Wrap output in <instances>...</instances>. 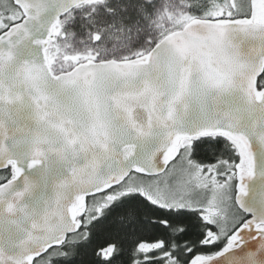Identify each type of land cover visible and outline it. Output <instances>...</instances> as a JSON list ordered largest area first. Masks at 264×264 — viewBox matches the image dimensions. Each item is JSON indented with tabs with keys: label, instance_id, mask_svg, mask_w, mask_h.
<instances>
[{
	"label": "snow or ice",
	"instance_id": "obj_1",
	"mask_svg": "<svg viewBox=\"0 0 264 264\" xmlns=\"http://www.w3.org/2000/svg\"><path fill=\"white\" fill-rule=\"evenodd\" d=\"M0 264H264V0H0Z\"/></svg>",
	"mask_w": 264,
	"mask_h": 264
}]
</instances>
